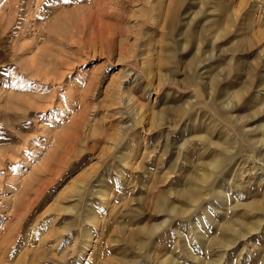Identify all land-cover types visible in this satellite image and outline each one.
Listing matches in <instances>:
<instances>
[{"label":"rangeland","instance_id":"374dc122","mask_svg":"<svg viewBox=\"0 0 264 264\" xmlns=\"http://www.w3.org/2000/svg\"><path fill=\"white\" fill-rule=\"evenodd\" d=\"M174 2L0 0V264H264V0Z\"/></svg>","mask_w":264,"mask_h":264},{"label":"bare ground","instance_id":"6f19581e","mask_svg":"<svg viewBox=\"0 0 264 264\" xmlns=\"http://www.w3.org/2000/svg\"><path fill=\"white\" fill-rule=\"evenodd\" d=\"M178 6H179V0H175V2H174V4H173V8H172V13H171V17H172V19H175L176 18V13H175V10L178 8ZM169 14V13H168ZM170 15V14H169ZM95 24H97V22L95 23ZM94 24V25H95ZM97 26V25H96ZM240 93H237L236 95H239ZM240 96V95H239ZM242 126V125H241ZM244 127V126H243ZM264 127V126H263ZM242 128V127H241ZM263 130V129H262ZM242 131H243V129H242ZM244 132V131H243ZM190 188H192V190L191 189H188V190H185L184 189V192L182 193V195H183V197H185L186 199H188L189 201H191V202H197L198 201V199H199V191L197 190V189H195V188H193V187H190ZM222 194V193H221ZM255 204V203H254ZM167 206V205H166ZM160 208H163V207H160ZM163 212V211H162ZM228 227H230V226H228ZM152 229V228H151ZM8 232V231H7ZM143 232V231H142ZM147 233V232H146ZM12 234V233H11ZM8 235H10V233L8 234ZM11 237V236H10ZM9 236H8V239L10 238ZM19 237H20V235L19 236H15L14 237V240H12V242H11V247H14V246H17V244H19L18 242H19ZM60 238V237H59ZM11 240V239H10ZM6 241V240H5ZM58 241V240H57ZM10 242V241H9ZM59 242V241H58ZM61 242V241H60ZM75 244V243H74ZM73 244V245H74ZM9 247V246H8ZM75 246H73V248H74ZM66 254V253H65ZM64 254V255H65ZM77 257L79 258L80 257V255H77ZM66 258V255H65V257L62 259V258H60V259H62V260H64ZM67 260V259H66ZM65 262V261H64ZM54 263V262H53ZM56 263H58V262H56ZM55 263V264H56Z\"/></svg>","mask_w":264,"mask_h":264}]
</instances>
